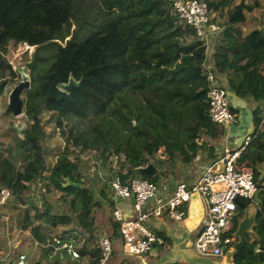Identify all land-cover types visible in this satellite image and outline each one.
Wrapping results in <instances>:
<instances>
[{"label":"trees","instance_id":"1","mask_svg":"<svg viewBox=\"0 0 264 264\" xmlns=\"http://www.w3.org/2000/svg\"><path fill=\"white\" fill-rule=\"evenodd\" d=\"M248 1L204 0L210 14L226 17L211 56L214 72L225 75L227 89L237 97L260 104L264 102V33L255 30L242 36L237 27L250 12ZM249 8L253 10V5ZM72 20L76 29L62 46L57 40ZM17 45L34 49L23 65L28 74V87L20 95H25L21 101L26 127L15 137L19 164L0 156V186L17 199L12 205L21 214V233L28 232L43 246L53 236L42 230V224L53 230L71 224L73 228L62 232H76L81 258L88 256L89 264H95L99 251L89 245L98 228L118 238L119 225L112 214L105 225L92 216L93 209L112 208L108 181L114 175L124 184L138 178L157 185L162 177L173 174L168 161L187 163L205 147L199 141L203 133L212 139L223 137L224 130L207 115L205 48L165 0H0V97L8 86L22 80L9 60L11 47ZM70 79L78 86L69 93L61 91L60 86ZM43 114L54 117L55 128L67 132V150H80L77 154L91 150L104 164L112 154L122 155L119 159L125 166L110 174L97 196L84 183L80 161L66 151L54 164L46 165ZM91 118L90 137L83 131L73 133L75 122ZM254 121L252 140L241 152L238 166L252 170L260 203L253 233L233 254V264H264V172L257 169L264 164V133L259 131L258 113ZM161 148L165 160L155 157ZM147 165L162 169L148 175L142 172ZM66 179L80 187L64 186ZM38 188L57 192L63 213L53 211L54 205L43 199L45 194L39 196L45 206L40 212L34 201ZM239 201L245 208L253 203ZM238 213L241 219L240 207ZM3 223L1 219L2 228ZM41 246V253H51Z\"/></svg>","mask_w":264,"mask_h":264},{"label":"built area","instance_id":"2","mask_svg":"<svg viewBox=\"0 0 264 264\" xmlns=\"http://www.w3.org/2000/svg\"><path fill=\"white\" fill-rule=\"evenodd\" d=\"M179 21L187 25L195 37L205 48V58L202 63L207 82L208 119L221 128L236 124L237 117L230 108L229 96L226 89L219 83L211 62V50L215 47V39L222 28L213 22L204 0H165ZM26 48L27 45H24ZM264 120V115H263ZM252 137H245L243 144L236 150L224 148L217 163L208 164L202 170L200 177L191 185L178 183L173 194L168 198L158 195L156 184L138 178L122 183L118 176L108 181L112 192V218L118 223V237L121 240V250L125 256H144L155 248L164 247L163 237L151 231L146 223L150 219H159L166 215L176 223H182L186 217L185 207L195 196L200 197L204 204V214L201 229L192 244V250L200 257L216 259L224 257L236 243L233 234H229L231 224L239 211V199H252L256 187L253 172L246 167H239L238 160L241 152L250 143ZM39 191V188L36 190ZM36 192L39 196L44 195ZM12 194L7 189H0V207L8 204ZM132 200L133 217L126 219L117 206L118 200ZM148 202L151 207L145 209ZM42 201L38 202L40 212ZM74 231L61 232L53 236L50 243L36 247L51 249V257L64 255L72 260L81 258L78 238ZM83 242V241H82ZM10 249L16 247L15 238L8 241ZM99 257L95 264H107L113 253V237L103 233L97 238ZM9 255V251L8 254ZM7 264V263H5ZM14 264H27L24 253L17 255Z\"/></svg>","mask_w":264,"mask_h":264},{"label":"crops","instance_id":"3","mask_svg":"<svg viewBox=\"0 0 264 264\" xmlns=\"http://www.w3.org/2000/svg\"><path fill=\"white\" fill-rule=\"evenodd\" d=\"M257 1H258L257 7L253 9L252 12H249L250 15L252 14L251 17L252 22L248 21L249 19L246 17V19L237 26L242 36H245L249 32L255 30L264 33V19L263 18L258 19L257 17V12L259 10L261 11L263 10L260 9L263 4L261 0H257ZM210 17L213 22L220 25V27L223 29L226 20L224 21V19L221 18L220 15L217 14L216 12H212L210 14ZM220 35H218L215 39L214 42L215 47H213L211 50V56L216 48L217 42L220 39ZM217 77L219 83L226 89L228 93L229 102L231 106L230 108L235 113L237 117V122L236 124L229 125L228 128L226 129L223 128L224 135L223 137L220 138L221 140L219 142L214 143L216 145H208L207 146L208 148H206L205 146L203 149L199 150L195 156L191 157L187 163H182L177 159L172 161V163L175 162L174 165H172V167L174 169L176 168L175 171H177V173H173V174L171 173L167 177H162L157 183L158 195L162 196L163 198L170 197L173 194L175 186L178 183L182 182L187 185H191L193 182H195L200 177V174L206 165L217 163L219 161V159L222 156V152L224 148L236 150L242 146L245 137L247 136L253 137L252 134H254V130H255L254 115L256 113H258V115L261 117V122L259 124V131L261 133H264V120H263L264 102L259 104L254 102L251 98L237 97L234 93L230 92L227 89V85H226L227 82L225 75H221V76L219 75ZM258 108L260 109L258 110ZM159 168L162 169V166H160ZM159 168L154 167L155 173L158 171ZM257 169L260 172H264V164L257 165ZM188 178L190 180L189 184L185 182V180ZM256 198L260 202V200L258 199V194ZM151 205L152 203L148 202L145 206V209L151 207ZM257 205H258L257 203L253 202L248 207L254 206L257 210ZM117 206L122 211L124 218L130 219L133 217L131 199L118 200ZM113 207L114 204L112 205V208L106 210L112 211ZM240 209L243 210V208L241 207ZM185 210H186V217L182 223H176L170 220L166 215H163L159 219H150L146 223L147 227L151 231L155 233L157 232L161 233V237H163L166 242V245L164 247L155 248L152 252L148 253L147 255H144L145 257L150 256L152 257V259H155L156 261L155 264H188L185 261L184 256L191 257L193 254H195V252L192 250V244L201 229V220L204 214V204L202 199L197 196L193 197L190 203L186 205ZM81 217H85V214H82ZM100 229L102 230V232L107 233L105 231L106 228L101 227ZM99 235H101L100 231H98L97 238L99 237ZM15 240H16V247L13 249H9V255H7L8 254L7 250L2 251L0 253V264H5V263L14 264L17 255L20 253L26 254L27 264H35V263L89 264L88 256L82 257L79 260H72L64 255H57L51 257L50 254H44V252L41 253L40 248L35 246V241L32 239L31 235L28 232L21 233L19 231L18 234L15 236ZM121 254H123L122 250H121ZM113 256L115 257L114 246H113V254L107 264H127L125 260L121 262H116ZM145 259H147V257ZM216 259L218 260L215 259L212 260L219 264H228L225 255L222 258H216ZM230 264L233 263L231 262Z\"/></svg>","mask_w":264,"mask_h":264},{"label":"rangeland","instance_id":"4","mask_svg":"<svg viewBox=\"0 0 264 264\" xmlns=\"http://www.w3.org/2000/svg\"><path fill=\"white\" fill-rule=\"evenodd\" d=\"M254 2L258 4L257 0L248 1L249 5H253V9L257 7V5L254 4ZM261 2L263 5L261 6L260 9H263V10L262 11L259 10L257 12L258 19H261V18L264 19V0H261ZM248 9L250 10V12H252V9H250L249 6H248ZM244 16H245V19L247 17L249 19L248 21L252 22V18H251L252 14L250 15L249 13H245ZM223 19L225 21L226 17ZM75 29H76V26L73 20L70 21L69 24L64 25L57 42L61 44L62 46H65V43L73 36ZM33 50H34L33 47L26 48L24 45H17L16 47H11V56L9 59L10 64L13 67V69L18 73L19 77L22 79L21 81H24V80L27 81L28 74L25 71L23 65L25 64L27 60L30 59V56ZM15 86L16 85L8 86L5 89L3 96L0 97V156L11 160L12 162H14L15 165H18L19 158L17 156V150L15 149V142H16L15 137H16V133H18L19 136L22 135V132L24 128L26 127V124H25L26 119L23 114L15 117L11 113L9 114L5 113V109L8 103V96ZM21 98L22 99L25 98V95L22 94ZM42 124L44 125V129L46 133V137L42 144L44 148V157H45L46 165L50 166L54 164L58 156L61 153L66 151V153L70 156V158H72L73 160H76L77 162L80 161L78 164H79L81 173L84 175L83 176L84 183L86 186H88V188L92 189L94 196H97V192H96L97 189H99L102 185L106 184V181L109 180L108 177L110 176V174H113V171L114 173H116L122 170L123 169L122 167L125 166L121 164V160L119 159L120 157L121 159L123 158L121 154L119 157L116 154H112L111 157L106 162V164H104L102 163V160L98 158L97 153L91 150L81 151L79 152V154H77V152L80 150H75V152H73V149H71L70 147L67 150L66 149L67 132L62 133L61 129H56L54 117H51L49 114L42 115ZM92 124H94V118H91L88 121L81 120L79 122H75L73 124V127H74L73 133L77 131L78 132L83 131L86 137H90L92 135L90 131V127H91L90 125ZM220 138L221 137L212 139L208 135L203 133L199 141L204 143L206 148H208L207 147L208 145H216L214 143L219 142L221 140ZM210 147H213V146H210ZM75 154L78 156V158H76ZM155 157L164 159V160L167 159L162 148L156 151ZM174 163L175 162L172 163L168 161V164H169L168 166L174 165ZM175 169L172 168V170H174L173 173H177ZM95 173L97 177L94 175ZM185 182L189 184L190 183L189 178L186 179ZM2 188L3 187L0 186V189ZM41 190L42 188L36 192L41 193ZM44 194H45V197L43 199L50 202V204L54 205L53 211L55 213H63V210H62L63 206L60 205V203H58L59 194L54 191H51V192L46 191V193ZM37 199L34 200L35 202L37 201L36 202L37 205L35 204L36 207L38 206V202L41 201V197H38ZM14 200H17V199L15 197H12L8 201V205L6 204L5 208L4 206H3V209H2V206L0 207V214L1 215L3 214V217H4L1 219L5 222V224L3 223V228H5L4 230L5 232L2 230L3 228L0 225V241L2 240L0 243V248L2 249V251L7 250V253L10 249L8 241L13 240L15 236L18 234L20 223H21V214H19V212L16 209H14V206L12 205V203H14ZM31 202H33V200ZM44 207L45 206L43 205L41 210H43ZM111 214H112L111 210H108V211H105L103 209L101 210L93 209L92 210V216L98 219L99 224L105 225L107 219L111 217ZM238 222H239V215L235 217L234 222L232 223V226ZM42 227H43L42 230L51 236L60 234L63 230L73 228L71 224L66 227H58L54 230L45 224H42ZM98 231H100L101 234L104 233L99 228H98ZM96 238L97 237L95 235L94 242L90 243L89 248L92 249L94 247H97ZM113 241H114L113 246H114V251H115V257L113 256V258L116 262H121L125 260L127 264H155L156 263L155 259H152V257L150 256H146L147 259H145L146 258L145 256H125L121 254V250H120L121 240L119 239V237L118 238L113 237ZM215 260H218V259H215Z\"/></svg>","mask_w":264,"mask_h":264},{"label":"water","instance_id":"5","mask_svg":"<svg viewBox=\"0 0 264 264\" xmlns=\"http://www.w3.org/2000/svg\"><path fill=\"white\" fill-rule=\"evenodd\" d=\"M78 86L77 83L70 79L66 85L60 86V90L66 93L71 92L74 88ZM28 87V82L26 80L21 81L17 84L8 96V103L5 109V113H11L15 117L22 115V101H21V92L23 89ZM143 173L148 175H154L155 169L152 165H147L143 170ZM64 186H73L79 188V184H73L68 179H66V184ZM258 191L256 190L252 196V201L254 203L259 204L260 202L257 200ZM237 204L243 208V217L239 220L237 229L234 232V237L237 239L236 243L233 245L230 251L225 253L227 258V263L230 264L232 262L233 254L241 250L246 245V237L253 233V227L256 219V208L254 206H250L244 209V205L237 201ZM185 261L188 264H219L209 258H203L198 256L197 254H193L191 257L184 256Z\"/></svg>","mask_w":264,"mask_h":264}]
</instances>
